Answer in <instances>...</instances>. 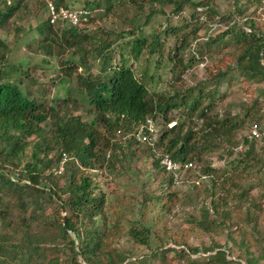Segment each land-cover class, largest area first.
<instances>
[{"label":"trees","instance_id":"16d2710c","mask_svg":"<svg viewBox=\"0 0 264 264\" xmlns=\"http://www.w3.org/2000/svg\"><path fill=\"white\" fill-rule=\"evenodd\" d=\"M11 1L6 4L5 0H0V31L7 28L11 18L22 8V0L12 3ZM102 2L104 3L102 14H108L113 8L124 4H132L139 10L144 9L146 3L152 5V7H145L149 10L144 17L146 23L155 15L153 6L163 5V3L172 5L173 14L171 15L178 16L183 6L190 4L193 13L189 18L192 24L189 25H204L211 21L213 25H216L213 22L217 16L210 8L208 1L198 4L188 0H102ZM245 2L247 6H251L259 1L246 0ZM53 3L55 6L73 10L61 0ZM88 5L85 3L81 9L89 12L81 25H86L91 17ZM95 6L99 4L95 2ZM200 12L204 17H200ZM208 13L213 16L210 21L206 19ZM234 26L216 33L213 38L207 37L200 45L197 44L199 58L203 56L202 52L208 51L210 45L219 46L223 42V36L232 40L237 46V54L232 56L234 59L229 56L222 57L211 69H206L207 75L212 80L211 83H219L233 70L242 74L245 81L250 79L263 81L264 32H261V26H255V23L248 18L244 19L243 25H236V28ZM63 27H65L64 33L58 37L59 28ZM35 28L39 35L50 34L49 38L43 37L38 46L47 55L53 53L58 55V49L63 46L67 49L71 46L74 49L71 54L78 55L77 63L71 60L64 61L65 66L61 72L64 76H70L77 68L82 71L76 74L75 97L63 99L59 107L58 103L51 107L45 103L36 102L19 88L15 79H10L14 74L12 73L14 68L7 64L8 50L6 44L0 39V224L2 226L0 264H128L123 253L113 247L114 242L121 236L122 229L119 225L108 223L103 212L104 194L99 193L93 196L92 191L95 185L88 174L90 171L98 172L109 168L115 152L122 151L124 147H130L129 143H134L132 138L119 143L114 139L116 131H119L120 135H126L133 132L145 120L151 119L155 122L156 117L161 116L162 130L160 133L159 130L157 131L152 147L145 146L153 167L166 176V185L170 188L173 186L172 177L152 160V149L157 157L167 156L174 162L192 164L194 159L197 161L200 159L202 153L212 150L215 146L214 138L227 136L235 129L236 124L230 123L233 118L228 115L219 122L217 115L211 113L215 90L209 88L204 91L210 83L197 85L182 92V95L176 92L171 96L158 95L147 90L131 67L125 64L121 54L119 62H111L113 51L107 39H95L81 27H72L58 22L49 24L46 19ZM177 30L170 29L173 32ZM195 30L192 28L193 33ZM123 44L129 46V54L133 61L138 60L144 49L148 54H152L159 48L158 38L155 35L151 37L148 44L141 37ZM188 44L186 37L182 35L173 47L172 56L168 57L173 66L171 74L174 81L181 82L184 71L196 58V53L189 55L187 62L183 58L182 52L189 48ZM90 53L94 56L92 59L97 65V71L94 74L89 73L90 66L86 62ZM76 97L89 106L88 112L91 118L87 122H82L79 117L71 114L68 103L74 105ZM202 97L207 102L200 108ZM180 106L186 117L195 115V122L200 123L198 131L194 130V132L189 126L183 128L184 123L179 120L168 127L170 120L166 119V114ZM250 109L254 108L250 106L243 117L249 118L247 125L254 123L264 126L263 116L257 113L250 114ZM46 122L49 125L45 132L42 128ZM239 122H243V119ZM31 138L35 139L32 151L25 160H22L23 152ZM123 143H125L124 146H122ZM241 144L242 153L231 162L233 170L242 173L261 163L264 166V158L254 153V147L259 144L263 146L264 141L250 140L245 135ZM230 153L231 150L228 154ZM62 154L66 157L64 168L60 174H53V169ZM11 171L16 174H11ZM189 172L196 174L197 179L209 182V187L206 189L210 196L209 208L203 209L201 214L206 215L208 211H211L214 216L220 218L221 222L225 219L229 220V202L233 198L232 193L230 189L224 188L225 193L221 198L218 197L220 195L215 196V190L223 186L217 182L218 179L224 182L230 181L231 176L226 177L227 174L223 169H213L206 165L202 170L188 169L182 178ZM257 172H261V169ZM16 177L24 178L22 185H18ZM60 179L64 181L62 188L57 184ZM230 186L235 187V184L230 182ZM244 196L245 193L241 191L239 199ZM164 197L168 200L172 198V194L163 193L160 197H156L157 202H162ZM258 199L259 202L256 199H246L244 215L248 221L252 222L256 219L253 215L264 203V186ZM52 200L56 201L58 211H63L66 215L56 218L38 217L41 202ZM164 205L165 203L162 207ZM11 206L17 209V218L13 220L8 219ZM28 208L33 209L27 211ZM56 214L58 215V212ZM19 215L21 218H18ZM25 216L26 219H24ZM35 219H38V223L42 226L39 232H33L30 229L32 226L30 223L33 224ZM197 222L201 230H211L212 222H208L205 217ZM231 227L232 223H229L224 226L225 231L221 230L217 234L224 235L225 232L228 235L227 240L235 243L234 231H231ZM6 230L11 231L12 234L8 236ZM17 233L20 236H17ZM127 235L138 245H148V230L144 227L140 229L130 227ZM174 242L177 241L174 240ZM229 250L227 246L224 250L217 247L212 255L206 257L204 264H242L240 260L244 261V264H249L244 255L238 254L236 260L229 259ZM192 251L197 252L198 249L195 248ZM46 252L54 254L47 256ZM168 252H173L178 259H184L188 264H193L189 261L190 253L186 247L156 249L151 258L160 259L164 263L166 258L164 254Z\"/></svg>","mask_w":264,"mask_h":264},{"label":"rangeland","instance_id":"374dc122","mask_svg":"<svg viewBox=\"0 0 264 264\" xmlns=\"http://www.w3.org/2000/svg\"><path fill=\"white\" fill-rule=\"evenodd\" d=\"M15 1L12 0L11 3ZM44 1L22 0V8L11 18L7 28L0 31V39L6 44L8 50L7 64L14 68L12 70L14 74L10 79H15L19 88L36 102L45 103L51 107L58 103L59 107L63 99L76 96L75 78L82 69L77 68L70 76H64L61 73L65 66L64 61L78 62V55L71 54V51L74 50L71 46L68 49L64 46L58 49V55L55 53L47 55L43 49L38 47L43 37H50L49 33L39 35L35 30V27L43 23L46 18ZM61 1L72 9H82L85 3L89 4L87 8L91 12V17L86 25L79 27L85 29L95 39H107L110 43V49L113 51L111 62H119V55L121 54L125 64L131 67L135 76L148 91L158 95L171 96L175 92L182 95V92L190 88L210 83L207 84L204 91L209 88L215 90L214 106L211 113L217 115L219 122L228 115L233 118L230 123L235 122L236 124L235 129L227 136L214 138L215 146L212 150L202 153L198 161L194 159L192 161L193 168H190L191 170H202L204 166L208 165L213 169H223L227 174L226 177L231 176L230 181L224 182L218 179L217 182L223 186H219V189L215 190V196L220 195L218 197L222 198L225 193L224 188L230 189L233 196L229 202V220L225 219L224 222H221L220 218L214 216L211 211H208L206 215L201 214L203 209L209 208L210 196L206 191L209 182L197 179L196 174L192 172L187 173L182 178L184 174L182 173L180 183L173 184L172 187L168 188L166 176L153 167L146 144L136 145L133 140L134 143H129L130 147H124L122 151L115 152L109 168H104L98 172L90 171L89 177L95 185L92 191L93 196H97L99 193L104 194L103 212L108 223L119 225L122 229L121 236L114 242L113 247L123 253L128 264H188L184 259L180 260L174 256L173 252L164 254L166 257L164 263L160 259L151 258L156 249L184 247L190 253L189 261L191 263L204 264L206 257L212 255L217 247L224 250L225 246L230 249L229 259L236 260V256L240 254L246 256L245 259L248 260L249 264H264V203L254 213L253 216L256 217L254 221H248L244 215L246 199H256L259 202L258 196L264 186V166L261 163L253 169L241 173L233 170V164H231L236 156L242 153L240 145H242V139L247 133L249 120V118H243L245 111L252 106L254 109H250L249 113H257L264 118V80L250 79L245 81L242 74L233 70L219 83H211L212 80L207 75L206 69H211L222 57H232L237 54V46L226 36L222 37L223 42L219 46L212 44L208 51L202 52L201 58H199L200 54H197L199 50L197 44L204 43L207 37L213 38L216 33L224 31L229 26L235 25L236 28V25H243L246 18L251 19L255 26H261V32H264V6L260 2L247 6L246 0H188L196 4L208 1L210 8L217 16L213 22L216 25H213L212 21L206 22L204 25H189L192 24L189 18L193 13L190 4L184 5L178 16L171 15L173 14L172 5L163 3V5L153 6L155 15L150 17L146 23L144 17L149 10L145 7H152L147 3L143 4L145 7L141 10L132 4H124L113 8L108 14H102L104 8L102 0ZM95 2L99 6H95ZM200 15V17H204L201 12ZM212 18L210 13L206 15L208 21ZM171 28L178 30L173 32L170 31ZM192 28L196 29L194 33ZM59 29L58 37H61L65 27ZM154 35L158 38L159 43L156 52L148 54L144 49L138 60L133 61L129 54V46L123 43L141 37L148 44ZM182 35L186 37L189 43V48L182 52L183 58L187 62L192 53H196V58L184 71L181 82H177L172 79L173 66L168 57L172 56L173 47ZM92 58L94 56L90 53L86 62L90 66L91 71L89 73L94 74L97 71V65ZM232 58L234 59V57ZM206 102L205 98L202 97L200 108L205 106ZM68 106L72 111V116L79 117L82 122L90 120L89 106L82 100L76 97L75 104L68 103ZM182 111L183 108L180 106L166 114V119L170 120L168 127L174 121L179 120V122L184 123L183 128L189 126L193 131H198L200 123L199 121L195 122V115L186 117ZM242 119L243 122H239ZM161 122L162 118L158 115L154 122L156 132L152 141L157 136V131L159 130L160 133L162 130ZM48 125V122L43 125L42 129L45 132L48 130ZM121 137V135L120 138L116 136L114 139L121 143ZM28 141L29 144L23 152L22 160L30 155L35 139L31 138ZM124 145L125 143L122 146ZM230 150L231 153L228 154ZM254 153L264 158V145L255 146ZM259 169L261 172H257ZM11 174H16V172L11 171ZM23 179V177L17 178L18 185L23 184ZM230 182H233L235 187H231ZM63 183L64 181L60 179L57 184L62 188ZM241 191L245 193V196L239 199ZM163 193L172 194V198L168 200L163 198L164 207H162V202L158 203L156 200V197H160ZM5 196L7 195L5 194ZM60 198L63 197L60 196ZM11 207L8 219L13 220L17 218V209L14 206ZM33 208L26 210L31 211ZM39 208L40 211L37 216L40 218H56L66 215L65 212L58 211L55 200L42 201ZM202 217H205L208 222H212L211 230L203 231L197 225L199 223L197 221L201 220ZM18 218H21L20 215ZM229 223H232L231 231H234L235 243L227 240V233L224 232V235L217 234L221 230L225 231L224 226ZM30 224L32 225L30 229L33 232L42 230L38 219ZM130 227L139 229L144 227L148 230L147 246L132 242L127 235V230ZM1 232L2 226L0 224ZM5 232L8 236L12 234L8 230ZM17 236L20 235L17 233ZM70 237L73 238L71 234ZM182 243L183 246L185 245L184 247ZM195 248L198 249L197 252L192 251ZM46 253L47 256L54 254L53 252ZM240 261L244 264V261Z\"/></svg>","mask_w":264,"mask_h":264},{"label":"built area","instance_id":"2783aa9c","mask_svg":"<svg viewBox=\"0 0 264 264\" xmlns=\"http://www.w3.org/2000/svg\"><path fill=\"white\" fill-rule=\"evenodd\" d=\"M6 4H9L10 0H5ZM262 6H264V0H258ZM44 10L46 14V20L49 24L63 23L72 27H79L85 21L88 16V10L73 9L68 10L63 7L55 6L53 1H44ZM156 127L155 123L151 119L145 120L143 124L138 125L133 132L126 135H121V140L132 138L136 145L146 144L152 147V137L155 136ZM115 135L120 138V132L116 131ZM151 137V138H150ZM246 137L250 140L264 141V126H258L257 124H250L247 127ZM152 160L156 162L159 168H162L165 172L170 174L172 177V183L177 185L180 183V176L182 173L190 168H193L191 163H178L169 159L167 156L157 157L154 154L153 149L151 150ZM66 157L64 154L61 155L58 164L53 169V174H60Z\"/></svg>","mask_w":264,"mask_h":264}]
</instances>
